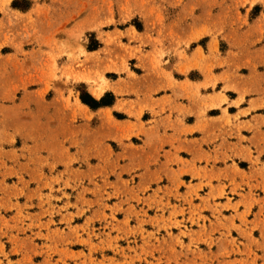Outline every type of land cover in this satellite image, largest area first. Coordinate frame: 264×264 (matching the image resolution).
Instances as JSON below:
<instances>
[{
  "label": "rangeland",
  "instance_id": "374dc122",
  "mask_svg": "<svg viewBox=\"0 0 264 264\" xmlns=\"http://www.w3.org/2000/svg\"><path fill=\"white\" fill-rule=\"evenodd\" d=\"M0 264H264V0H0Z\"/></svg>",
  "mask_w": 264,
  "mask_h": 264
},
{
  "label": "bare ground",
  "instance_id": "6f19581e",
  "mask_svg": "<svg viewBox=\"0 0 264 264\" xmlns=\"http://www.w3.org/2000/svg\"><path fill=\"white\" fill-rule=\"evenodd\" d=\"M99 88V87H98ZM97 88V89H98ZM102 89V88H101ZM95 91H97V90H95ZM97 97L100 95V90L98 91V92H96V94H95Z\"/></svg>",
  "mask_w": 264,
  "mask_h": 264
},
{
  "label": "trees",
  "instance_id": "16d2710c",
  "mask_svg": "<svg viewBox=\"0 0 264 264\" xmlns=\"http://www.w3.org/2000/svg\"><path fill=\"white\" fill-rule=\"evenodd\" d=\"M83 102H85V103L91 105V103H90L89 101H86L85 99H83ZM94 103H95V102H94Z\"/></svg>",
  "mask_w": 264,
  "mask_h": 264
}]
</instances>
